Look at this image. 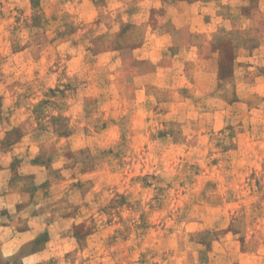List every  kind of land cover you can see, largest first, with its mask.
I'll use <instances>...</instances> for the list:
<instances>
[{"label": "clouds", "instance_id": "clouds-1", "mask_svg": "<svg viewBox=\"0 0 264 264\" xmlns=\"http://www.w3.org/2000/svg\"><path fill=\"white\" fill-rule=\"evenodd\" d=\"M0 264H264V0H0Z\"/></svg>", "mask_w": 264, "mask_h": 264}]
</instances>
